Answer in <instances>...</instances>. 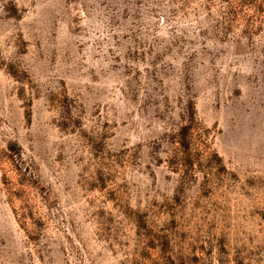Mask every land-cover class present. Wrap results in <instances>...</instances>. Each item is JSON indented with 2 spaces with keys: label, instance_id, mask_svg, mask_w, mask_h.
Listing matches in <instances>:
<instances>
[{
  "label": "rangeland",
  "instance_id": "obj_1",
  "mask_svg": "<svg viewBox=\"0 0 264 264\" xmlns=\"http://www.w3.org/2000/svg\"><path fill=\"white\" fill-rule=\"evenodd\" d=\"M0 264H264V0H0Z\"/></svg>",
  "mask_w": 264,
  "mask_h": 264
}]
</instances>
